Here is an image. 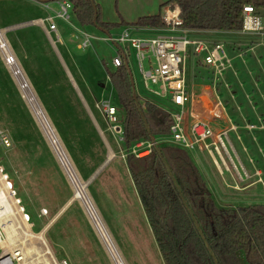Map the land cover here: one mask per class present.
<instances>
[{"label": "rangeland", "instance_id": "rangeland-1", "mask_svg": "<svg viewBox=\"0 0 264 264\" xmlns=\"http://www.w3.org/2000/svg\"><path fill=\"white\" fill-rule=\"evenodd\" d=\"M96 2L99 13L104 19L111 20L121 15L122 8L117 6V0H96ZM134 7H136L135 3L126 6L127 9ZM55 10L57 6L52 1L40 3L36 0H0L1 38L6 42L8 53L14 58L40 108L44 111L76 176L85 185V192L95 205L105 227L107 225L111 239L124 264H163L152 235L143 223V213L123 165L125 157L121 155L126 149L118 140V135L114 134V139L109 133L110 131L113 134L100 106V103L104 102H100L101 99H109L116 105L114 93L106 81V72L112 71L110 61L115 56V47L101 40L108 36L104 32L90 26H80L70 16V24L92 37L88 48L77 50L75 45L80 42L81 37L60 20H54L58 27H62V30L66 32L61 34V37L69 55V59L65 57L68 59L67 69L73 77L77 76L84 82L85 89L83 87L84 90H80L83 100L81 103L67 86L64 74L61 75V68L50 65V62L47 63L45 50L38 54V51L33 48L38 41L37 35L34 33V35L31 34L32 37H29V34H26L30 27L45 25L44 19L52 15V11ZM261 13V23L264 27V11ZM120 29L121 27H116L109 30V35L111 37L117 35ZM70 34H72L71 37ZM154 35L135 33L132 36ZM226 46L233 54L237 51L232 45L226 44ZM125 50L127 51L126 65L136 93L141 98L154 102L160 109L174 112L175 107L166 99L147 94L137 70L134 52L127 46ZM244 50L245 48L240 51ZM2 53L0 50V133L8 139L10 145L7 148L0 145V176H5L6 181L12 185L11 190L15 193L12 198L19 201V204H15L18 214L21 207L24 213L29 215L30 222L33 224L31 233L41 232L45 245L39 240L27 239L19 231L15 242L18 244L25 242L26 248L32 251L29 260L32 262L37 260V264H52V262L61 264L62 261L66 264H111L82 206L74 200L76 189L74 184L64 174L38 124L33 119L10 68L3 64ZM238 62L239 59L236 63ZM142 65L145 69L146 61H143ZM244 65L251 72L254 71V67L247 63L232 68L235 77L230 76L231 73L226 71L223 74L227 79L225 89L234 92L236 98L234 102L243 110L246 108L242 97L244 90L250 92L253 88L252 91L255 92L253 83L245 79ZM188 72L187 67V74ZM147 85L149 89L161 92L159 85L150 83ZM261 90L264 92V88ZM64 91H69V95H65ZM220 94L222 100H225L226 96L222 90ZM140 101L142 103V100ZM82 105L89 110L91 122L96 126L95 130L92 129L93 124L90 120L84 117L86 114L82 108L77 109L79 114L62 112ZM227 112L230 114L229 105ZM83 118L86 125L83 123ZM86 126L95 135L92 140L87 136ZM231 139L234 148L240 153V147L233 142V138ZM261 142V146L264 147L263 141ZM245 144L247 143L242 141V145L246 147ZM112 154L110 162L91 179L93 172ZM187 155L195 166L202 168L206 174L209 173L212 179L216 177L218 180V182L213 180L211 184L206 181L216 206L236 208L257 203L264 204V191L256 182L257 177L246 172L248 165L246 160L242 159L243 157H241L243 165L241 166L245 168L243 169L246 170L248 178H244L239 171L242 179L240 181L235 170L228 166L234 180L224 177V180L227 178L230 182L225 184L217 175L216 166L208 155L194 152H187ZM234 164L238 170V166ZM220 170H222L221 167ZM248 183L255 185L245 189ZM43 209L46 215L39 217ZM11 222L13 228L19 226L17 222ZM19 222L21 223L20 218ZM44 246L50 254L38 258Z\"/></svg>", "mask_w": 264, "mask_h": 264}, {"label": "trees", "instance_id": "trees-1", "mask_svg": "<svg viewBox=\"0 0 264 264\" xmlns=\"http://www.w3.org/2000/svg\"><path fill=\"white\" fill-rule=\"evenodd\" d=\"M80 26L109 34L115 25L100 21L92 0H66ZM182 28L237 32L242 8L264 11V0H169ZM133 27L162 26L160 14L143 17ZM115 94L122 146L166 136L169 119L153 103L134 93L125 64L106 72ZM125 166L163 264H264V204L221 208L215 205L187 152L161 145L149 154L125 157Z\"/></svg>", "mask_w": 264, "mask_h": 264}, {"label": "built area", "instance_id": "built-area-1", "mask_svg": "<svg viewBox=\"0 0 264 264\" xmlns=\"http://www.w3.org/2000/svg\"><path fill=\"white\" fill-rule=\"evenodd\" d=\"M56 6L57 10L52 11V15L44 19L47 31L55 32L54 20H60L81 37V42L78 44L80 48L88 47L92 37L75 29L68 22V11L71 9V5L67 1H59L56 2ZM45 8H48L47 5H45ZM252 13L250 7L242 8V31L254 32L261 30L257 19L253 17ZM178 14L179 10L175 4L166 6L160 17L163 26L155 29L156 31L154 30L156 32L154 36L135 37L125 29L116 37L107 36L101 39L115 47L116 55L111 59V65L114 68L126 62L127 51L125 46L133 50L144 89L155 97L166 98L176 108L174 112L163 110L169 119L166 136L136 142L126 149L121 157L131 155L139 158L149 154L153 148L161 145L176 147L186 152L199 151L211 158L219 173L221 171L229 173L228 166H230L235 170L239 180L242 181L239 171L244 178H248V176L228 142V133L233 130V127L226 128L216 125L221 120L220 105L216 100L213 101L212 110L209 113L210 119H203L197 112L195 113L198 109H195V101L197 104V98L199 99L200 95L199 92L193 90L192 83L187 82L185 79V59L189 50L193 56L201 58L203 66L210 69L212 87L215 82L220 80L223 72L230 68V59L226 56L221 44H208L203 40L191 38L189 36L191 31L182 28ZM2 61L8 67L13 63L14 58L9 53L3 52ZM143 61H146L145 69L142 65ZM147 83L159 85L161 92L149 89ZM100 106L113 134L118 135V140L122 141L121 125L117 119L115 108L107 101L101 102ZM0 145L3 148L10 145L8 139L1 133ZM234 163L238 166V170ZM220 167L222 170H220ZM3 182L6 183L11 197H14L15 193L11 190L12 185L9 181H6L5 176H3ZM256 182L260 184L264 191V179L257 177ZM15 204H19V201L16 200ZM19 213L21 223L27 224L31 232L33 224L30 222L29 215L24 213L21 207ZM45 215L46 211L41 210L39 217ZM4 241L5 234L0 226V264H27V258L24 257L18 242L7 246ZM61 264L66 263L62 261Z\"/></svg>", "mask_w": 264, "mask_h": 264}, {"label": "crops", "instance_id": "crops-1", "mask_svg": "<svg viewBox=\"0 0 264 264\" xmlns=\"http://www.w3.org/2000/svg\"><path fill=\"white\" fill-rule=\"evenodd\" d=\"M36 1H38L40 3H45L46 1H52L53 4L56 5V2L66 1V0H36ZM92 1L98 6L96 0H92ZM168 1L169 0H117V4H118L117 6L122 8V9H120L121 15L116 17V18H111V20H109L107 18L104 19L102 17V14H101L100 15L101 21L103 23H106V24L115 25L116 27H121L120 32L117 35H119L125 29H127L129 31L130 35H134L135 33L153 34L154 35V34H156L155 29H158V27H133V26H131V24L135 23L137 19L143 18V17H151V16H156L158 14H160V17H161L163 9L165 7L163 9H160V7L164 4H166ZM130 3H135L136 7L132 8V9H127L126 6H127V4H130ZM98 8H99V6H98ZM261 12L262 11H257V12L252 13L253 17L257 19V21L261 27V30H259V31H254V32H245L242 30L237 31V32L191 31L189 34V36L191 38L203 40L208 44L219 43L223 46V49H224L226 56L230 59V68L225 70L226 72L231 73L230 76L235 77V75H233V69H232L234 66L238 67L241 64L243 65V64L250 63V65H252L254 67V71L251 72V70H249L245 65L243 66L246 70L245 79L249 83H253L254 90H255V92L252 91L253 88L251 89L250 92L244 90V92L242 94V97H243L244 102H245V107H246L244 110L242 108H240L239 106H237V104H235L236 102H234V101L236 98H235L234 92L233 91L230 92V91H228V89H225L227 87L226 86L227 79L225 77L226 75H223L225 71L221 75L220 80L215 82L214 86L212 87L211 86L212 80H211L210 69L203 66L201 63V58L199 56H193L191 54L190 50L187 51V53H186L185 79L187 82L192 83V85L194 87L193 90H195L197 93L199 92V95H200L199 99L197 98V104L195 101V109L198 108V109H196L195 113L197 112L199 114V116L203 119H206V120L210 119L209 113L212 110L213 101L216 100L219 103L220 110H221L220 111L221 120L218 121L216 123V125L219 127L223 126L226 128L230 127V126L233 127V130L229 131V133H228V142H229V144L233 150L234 155L236 156L240 165H242L241 164V157H243L242 158L243 160H246V163L248 165V167H247L248 171H246V170L245 171L248 174H250L254 177H259V178L263 179L264 178V153H263L264 147L261 146V144H262L261 141H263V143H264V92L261 90V88H264V27L261 23V15H262ZM70 16L74 19L73 14L71 12V9L68 11V22H69ZM74 21H75V19H74ZM119 21H120V23H118ZM64 24L67 25L66 23H64ZM127 25H129V26H127ZM55 27H56V31L50 32V31H47L46 24L45 25H37V26L30 27L31 29H29V31H27L26 34H29V37H32V35H34V33L37 35L38 41L36 42V44L34 45L35 47H33V48L38 51V54L43 53V50H45L47 52L46 53L47 55L45 54L46 55L45 59H46L47 63L50 62L49 63L50 65H53V66L56 65V68H57V66L59 69L61 68L60 69L61 75L63 76V74H64V80L68 84L67 86L70 88V90H72V92L74 93L76 98L78 100H80V102L82 103L83 100H82L81 91H83L85 89L84 82L82 81V79H79L77 76L73 77L69 73V71L67 69L69 55L66 52L67 46H66V44H64L62 37H61V34H65L66 32H65V30H62L63 29L62 27L61 28L58 27V24H56V23H55ZM117 35H115L114 37H116ZM71 36H72V34H70V37ZM108 36H110V35L108 34ZM21 38L24 39V37H21ZM221 39L223 40V42H221L222 41ZM80 42H81V40H80ZM79 43H77L75 45V49H77V50H83V49H86L89 47L88 46L86 48H80L78 46ZM226 44L232 45L235 48V50H237V51H235V53L233 54L231 52V50L228 49ZM243 48H245V50L241 52L240 50ZM65 53L67 54V56ZM49 54H50V57H49ZM64 54H65V56H64ZM243 54H245V55L242 56ZM115 55H116V53H115ZM65 57H67L68 59ZM237 59H239L238 63H236ZM251 63H253L254 65ZM123 64L126 65V62H123ZM110 65H111V61H110ZM136 65H137V63H136ZM126 67H127V65H126ZM187 67L189 68L188 74H187ZM111 68L113 69L112 65H111ZM137 70H138V67H137ZM129 75H130V73H129ZM80 78H81V75H80ZM130 80L132 83L131 76H130ZM106 81L109 84L107 75H106ZM260 84H262V85H260ZM132 86H133V83H132ZM83 87H84V89H83ZM110 88H111V86H110ZM111 90H112V88H111ZM133 90H134V93L139 97V99L142 100V103L148 102V103L155 104L154 102H152L150 100H146L144 98H141L136 93L134 86H133ZM221 90L224 92L227 99L225 98V100H222L221 94H220ZM112 92H113V90H112ZM252 93H254L253 96H252ZM64 94L68 96L69 91H64ZM147 94H149V96L150 95L153 96L152 94H150L148 92H147ZM114 98H115V94H114ZM163 99H166V98H163ZM101 101H108L110 105H112L114 108H117V104L114 105L109 99H101L100 102ZM115 102H116V100H115ZM167 102H168V100H167ZM252 103L254 105L256 103V105L254 106V105H252ZM228 105L230 108V112H229L230 114H228V112H227ZM78 108L79 109L82 108V111L84 112V114H86V116L84 115V117L88 118V120H90V122H91L89 110L87 109V107H85L83 105L81 107L75 106L74 108L66 109V111H62V112H71V113L77 114ZM174 110H176V108ZM83 123L86 125L85 119L83 120ZM91 124H93L92 129L95 130L96 126L92 122H91ZM86 128H87V136L92 140L93 136H95V135H94V133L90 132V129L87 126H86ZM109 133L114 138V134H112L110 131H109ZM231 138H233L234 139L233 142L237 143V145L240 147V153H238V151H236V149L234 148ZM242 141H245L247 143V144H245V145H247L246 147L244 145H242ZM194 153L205 154V153L199 152V151H194ZM112 157H113V154L111 156H108L104 160V162L93 172V174L90 178L92 179V177L95 174L97 175L110 162L109 160H111ZM123 165L125 166V161H124ZM125 169H126V166H125ZM197 169L200 172V175L202 176V179L204 180L205 183L207 181V183L210 182V184H211V183H213L212 182L213 180L215 182H218V180H216V177H214L212 179L211 176L209 175V173L206 174L202 168L197 167ZM126 172H127V169H126ZM216 173H217V171H216ZM225 174H227V176H225ZM127 175H128L129 181L132 185V182L130 180L128 172H127ZM217 175L221 178V181L225 184L228 183L229 181H227V178H225V180H224V177H228V178L234 180L232 173L222 171L221 173L218 172ZM253 185H255V184L254 183H248L245 186V189L246 188L250 189ZM132 188H133V185H132ZM208 189H209V187H208ZM133 192H134V195L136 196L134 188H133ZM136 198H137V196H136ZM137 201H138V198H137ZM138 204L140 206L139 201H138ZM257 204H259V203H257ZM140 208H141V206H140ZM141 211H142V208H141ZM142 213H143V211H142ZM143 216H144V213H143ZM143 223L145 224V226H147V228L150 232V228L147 224L145 216H144V222ZM106 228H107V225H106ZM107 230H108V228H107ZM108 232H109V230H108ZM150 234H151V232H150ZM96 236H97V234H96ZM98 239H99V237H98ZM99 241H100V239H99ZM100 243H101V241H100ZM102 247H103V245H102Z\"/></svg>", "mask_w": 264, "mask_h": 264}, {"label": "bare ground", "instance_id": "bare-ground-1", "mask_svg": "<svg viewBox=\"0 0 264 264\" xmlns=\"http://www.w3.org/2000/svg\"><path fill=\"white\" fill-rule=\"evenodd\" d=\"M0 50H2L6 54H8V51H9L6 42L2 38H0ZM8 68H10L11 70L13 79L19 89V92L22 98L24 99L25 103L28 106L33 119L38 124L40 131L43 134L47 144L52 149L55 155L54 157H56L57 161L59 162L60 167L62 168L68 180L74 184L76 188L74 190V196H73L74 200L78 201L80 205L82 206L95 233L99 237L101 244L103 245L110 262L112 264H124L116 248V245L111 239L109 232L107 231L102 219L100 218L98 214V211L95 205L93 204L91 199L88 197L87 193L85 192L84 184L81 183L78 177L76 176L75 171L73 170L68 160V157L66 156L67 154H65L52 126L47 120V117L45 116L44 111H42V109L40 108V105L38 104L36 98L34 97L29 85L26 82L25 77L20 71V68L18 67L15 61H13V63H11L8 66ZM2 180H3V175L0 176V186L3 185L2 187H0V226L3 229V232L5 234L4 243L7 246L14 245L15 237H17L18 235L17 232L19 231L27 239H36V240L41 241L42 244H44V241L42 239L43 236L41 235V232L38 234H33L29 231V226L27 224L19 222L20 214H18V210L15 207V203L17 199H14L11 197L10 192L7 191L6 183L2 182ZM11 221H14V223L17 222L19 226L16 228H13ZM24 243L25 242H22L21 244H18V245L20 246L24 254V257L27 258L26 259L27 264H30V262L32 264H37L38 262L37 260L36 261L34 260V262H32V260H29V258H31L29 255L32 251L29 248H26L27 246H25ZM44 247H45L44 250L40 253V255H38V258H41V257H44L50 254V251L46 248V246Z\"/></svg>", "mask_w": 264, "mask_h": 264}, {"label": "water", "instance_id": "water-1", "mask_svg": "<svg viewBox=\"0 0 264 264\" xmlns=\"http://www.w3.org/2000/svg\"><path fill=\"white\" fill-rule=\"evenodd\" d=\"M85 186V185H84Z\"/></svg>", "mask_w": 264, "mask_h": 264}]
</instances>
